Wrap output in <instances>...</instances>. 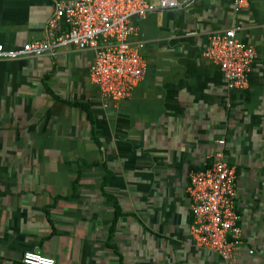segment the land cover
<instances>
[{"label": "crops", "instance_id": "1", "mask_svg": "<svg viewBox=\"0 0 264 264\" xmlns=\"http://www.w3.org/2000/svg\"><path fill=\"white\" fill-rule=\"evenodd\" d=\"M56 1L0 0V43L43 39ZM247 1L133 19L148 67L118 103L91 83L89 50L0 60V264L26 251L55 264H264V0ZM230 28L257 52L244 91L202 55ZM218 152L237 169L246 244L229 263L190 236L189 174Z\"/></svg>", "mask_w": 264, "mask_h": 264}, {"label": "built area", "instance_id": "2", "mask_svg": "<svg viewBox=\"0 0 264 264\" xmlns=\"http://www.w3.org/2000/svg\"><path fill=\"white\" fill-rule=\"evenodd\" d=\"M178 0H57L43 39L15 47L0 43V60H16L54 55L58 50L74 47L93 53L89 68L91 83L99 88L103 99L118 103L129 98L145 78L148 63L137 39L139 29L133 19L151 12L187 7ZM236 12L248 7L247 0H233ZM219 67L231 90L249 88L248 73L257 52L252 44L241 40L236 28L211 35L202 53ZM192 218L190 236L193 243L215 252L226 262L236 260L246 247L237 207L238 174L222 152L212 156L207 165L192 170L187 187ZM253 254V249L247 250ZM23 264H55L53 258L26 251Z\"/></svg>", "mask_w": 264, "mask_h": 264}, {"label": "trees", "instance_id": "3", "mask_svg": "<svg viewBox=\"0 0 264 264\" xmlns=\"http://www.w3.org/2000/svg\"><path fill=\"white\" fill-rule=\"evenodd\" d=\"M117 216H118V212H117Z\"/></svg>", "mask_w": 264, "mask_h": 264}]
</instances>
